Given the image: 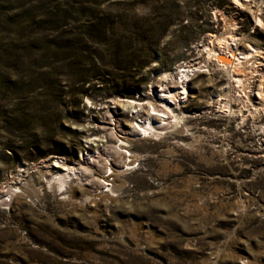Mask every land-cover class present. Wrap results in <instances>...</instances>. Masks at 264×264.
I'll return each instance as SVG.
<instances>
[{
    "label": "rangeland",
    "instance_id": "rangeland-1",
    "mask_svg": "<svg viewBox=\"0 0 264 264\" xmlns=\"http://www.w3.org/2000/svg\"><path fill=\"white\" fill-rule=\"evenodd\" d=\"M232 24L241 48L264 51V27L230 0H0V264H264V112L217 110L221 69L189 80L175 131L130 139L138 158L106 178V200L97 171L50 182L55 160L118 145L111 118L135 122L122 101L157 103L164 74Z\"/></svg>",
    "mask_w": 264,
    "mask_h": 264
},
{
    "label": "bare ground",
    "instance_id": "bare-ground-1",
    "mask_svg": "<svg viewBox=\"0 0 264 264\" xmlns=\"http://www.w3.org/2000/svg\"><path fill=\"white\" fill-rule=\"evenodd\" d=\"M230 1L234 7L248 11L255 26L264 27L263 15L261 11L253 8L252 0ZM260 1L264 3V0ZM233 28L234 24L230 27L228 40L213 34L206 36V42L200 45L201 50L206 53L205 58L180 64L175 68L174 72L164 74L165 80L171 79L170 83L172 86L165 87L162 85L155 89L158 99L157 103L148 101L144 104L127 100L122 101L124 105L130 104V108L132 107L135 122L125 128L119 124L118 120L111 118L112 126L106 128V135L109 141L114 143L120 141V143L118 145L110 144L108 151L103 152L102 155L98 154L96 158H92L95 156L91 154L92 159L88 160L85 165L78 164L73 166L55 160L50 166L61 169V172L55 171L50 182L56 183L58 186L63 185L64 187L66 184L71 185L70 182L73 179L80 180L81 177L84 178L89 173V176H91L92 172L97 171L99 179H94L93 183L97 185L96 189L99 191L94 192L93 195L106 200L108 190L103 188L110 185L109 190L112 192L113 189L111 181L109 182L106 178L110 175L118 176L124 170L132 168L138 158V155L129 148L131 147L130 139L157 138L180 127L181 117L174 112L173 108H177L184 102L188 94L187 83L198 71L209 72L217 68L224 71L227 75V93L212 99L217 110L226 112L230 109L231 112V102L238 101L248 106L249 110L256 111L260 109L264 112V51L252 46L247 49L241 48V38L234 35ZM257 104H261L262 107H256L255 105ZM206 110L207 108H203L201 112H206ZM117 132L123 134V136L116 139ZM106 168L109 169V174H106ZM13 184L9 183L5 188L6 192L3 194L9 197V202L11 199L15 201L19 196L17 194L19 187ZM96 189H93V191ZM6 202V198L5 200L4 198L1 199L0 196V204L8 205Z\"/></svg>",
    "mask_w": 264,
    "mask_h": 264
}]
</instances>
